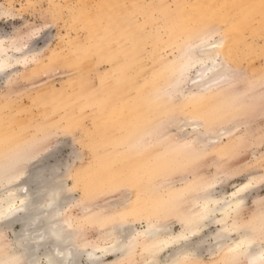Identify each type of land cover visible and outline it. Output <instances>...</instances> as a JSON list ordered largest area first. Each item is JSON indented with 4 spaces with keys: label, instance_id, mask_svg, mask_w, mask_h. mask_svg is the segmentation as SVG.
<instances>
[{
    "label": "rangeland",
    "instance_id": "rangeland-1",
    "mask_svg": "<svg viewBox=\"0 0 264 264\" xmlns=\"http://www.w3.org/2000/svg\"><path fill=\"white\" fill-rule=\"evenodd\" d=\"M0 37L26 56L0 72V170L29 148L37 158L21 181L39 167L50 179L55 167L64 214L97 261L168 262L202 239L177 264H252L236 232L214 245L234 221L264 253V0H0ZM209 49L217 66L198 78L192 57ZM247 182L235 220L200 217L207 198L223 204ZM17 183L1 179L0 198ZM151 220L173 233L205 226L156 254L135 234ZM1 223L0 264H9L21 224ZM117 229L123 242L136 236L130 256L100 250Z\"/></svg>",
    "mask_w": 264,
    "mask_h": 264
},
{
    "label": "bare ground",
    "instance_id": "bare-ground-1",
    "mask_svg": "<svg viewBox=\"0 0 264 264\" xmlns=\"http://www.w3.org/2000/svg\"><path fill=\"white\" fill-rule=\"evenodd\" d=\"M4 41L5 40L0 37V72L5 71L13 64L24 61L26 58V56H21L18 58L14 55V53L9 52L20 51V48L22 47L21 44L10 41V45L7 46L4 44ZM211 45L214 46V44ZM204 46L207 45L204 43ZM201 48H203V45ZM214 48H216V46ZM217 53L218 52L216 50L209 49V51L206 50V52L202 53L201 55H194V57H192L195 59L197 64L199 63L201 65V69H199L200 76L197 75L198 78L206 76L209 71H213L216 68ZM220 58H222L221 53ZM218 72V74L215 73L216 75L208 78L207 80L205 78L201 86L205 87L207 84L213 83L216 79L219 80L222 77H227L224 70L221 73L220 71ZM198 98L195 99V101L199 104H204V102L206 103V99ZM190 124L194 130L198 129L196 120H191ZM215 140V137L209 138L206 135V144L214 142ZM36 153L30 148L23 150L19 154L14 155L12 161L9 164H6L3 169L0 170V180L5 179V181L9 184L20 181V183L9 186L0 198L1 224L4 223V226H6V224L9 225L14 222L17 223V221L21 224L20 230L15 234L14 237V241L16 240V242L19 243V246L14 250L12 249L13 251L9 255H5V263L7 262L9 264H14L20 262L22 259H28L32 263V261H38L43 257L45 261L43 264H79L80 258L85 253V260L89 264H101L96 260L97 257L95 250L97 248L95 245H91L90 243L86 242L81 234H78L76 231H74V223L64 214L65 211L63 208L64 204L66 203H64V198H62L64 194L55 187V185H57V177L55 174L56 170H54L55 167H51L48 170L50 179L45 178L46 180H41V170L39 167L36 168L33 173H31L30 177L33 176L32 180L25 181L24 179V181H21L26 173L28 165L34 162L37 158V155H35ZM250 185L251 183L247 182L236 187L229 195L228 202L223 204L220 203L221 199L213 197L207 198L205 200L204 212L203 214L201 213L200 217L202 218L203 215V217L207 219L211 214H214L216 211H220L221 217L217 220H214L215 222L221 224L225 221L228 222L229 219L235 220L240 212V206L243 202V199L245 198L244 194ZM204 226L205 225H201L200 228H197L194 231L186 234L181 232L173 233L167 230V227L164 225L151 220L145 224L141 231H135V234L142 236V238L144 237L143 239L146 246L149 247L153 253L155 252L156 254H159L160 251L164 250L165 248L167 249L174 245H179L182 242H187L191 238H194ZM227 227L229 230H226L225 227H221L220 230L214 234L215 247L218 246V248H221L230 237V234H232V232H236L238 234V240L233 242V245H235L236 249L240 248L242 252H249V258L252 264H264V253L259 254L254 252L253 247L256 238L254 237L252 230L241 232L242 228L235 221L227 225ZM131 232V239H129L127 242H123L121 240L120 231L117 229L113 233L112 244L109 247L98 249H100L104 254H116L123 249L125 250L123 256L126 257L132 253V245L135 243L134 239L136 236ZM201 240L199 244L201 243ZM199 244L196 242L194 245L192 244L190 248H186L187 250L174 253L168 262H161L159 259L154 257H151V262H153V264H177L180 261H183L184 258L191 256L195 249L199 248ZM86 247H90L92 250L86 252L84 250ZM153 253H151V255Z\"/></svg>",
    "mask_w": 264,
    "mask_h": 264
}]
</instances>
